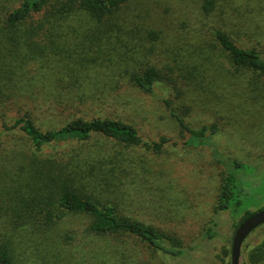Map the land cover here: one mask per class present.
Wrapping results in <instances>:
<instances>
[{
    "label": "rangeland",
    "instance_id": "rangeland-1",
    "mask_svg": "<svg viewBox=\"0 0 264 264\" xmlns=\"http://www.w3.org/2000/svg\"><path fill=\"white\" fill-rule=\"evenodd\" d=\"M204 1L130 0L120 22L100 37L89 20L72 19L71 27L77 31L67 43L60 39L56 43L74 51L73 59L88 57L84 82L91 85L95 100H70L76 92L66 87L72 66L51 53L40 64L50 75L45 80L52 91L39 85L33 95L0 106V124L1 120L11 124L25 111L43 129L59 127L76 115H102L137 125L145 139L167 136L170 140L162 152L96 137L85 145L72 143L77 161L72 167L88 170L100 150L113 158L123 153L132 162L127 169L134 166L136 173L121 175L118 187L88 183V189L114 203L122 214L176 234L183 241V253L173 256L155 250L133 235L118 241L95 238L87 234L85 219L69 217L49 234L5 225L7 235L0 237L13 247L17 264H230L227 250L242 217L264 207V76L231 66L215 30L226 31L243 47L264 51V0H216L209 12ZM8 47L0 49L1 82L10 80L25 56ZM149 65L163 77L174 78L180 93L175 96L165 81L156 83L151 93L127 84L132 71ZM165 99H171L173 110L191 127L217 123V133L204 145H185L187 134L171 117ZM6 139L26 140L20 131ZM226 172L236 175L237 186L229 209L217 210ZM67 229L74 241L59 239ZM263 240L264 226H259L244 241L240 264H253L245 261V254Z\"/></svg>",
    "mask_w": 264,
    "mask_h": 264
},
{
    "label": "trees",
    "instance_id": "trees-1",
    "mask_svg": "<svg viewBox=\"0 0 264 264\" xmlns=\"http://www.w3.org/2000/svg\"><path fill=\"white\" fill-rule=\"evenodd\" d=\"M129 1L13 0L4 4L0 1V49L9 46L25 54L24 59L16 63L10 80L0 81V106L33 95L34 88L39 85L52 91V86L45 80L50 75L46 67L40 64L41 58L51 53L59 54L70 63L68 66H72L68 68L70 81L66 87L76 92L72 91L75 96L70 100L79 98L81 103L93 100V89L84 82L90 68L88 57L81 55L73 59L76 53L70 48L61 47L56 40L67 43L71 33L77 31L71 27L72 19L89 20L99 31L100 37L101 33L111 31L120 22L124 6ZM215 1L205 0V11L212 10ZM215 36L227 61L238 72L253 71L264 76V51L239 45L221 29L215 30ZM31 60L33 64H30ZM71 60L74 62L71 63ZM160 81L172 87L175 96L180 93L176 80L167 75L163 77L154 65L134 70L127 78L129 86L148 93L153 92L155 84ZM164 103L181 132L187 134L185 145H204L217 133V123L191 127L183 114L173 110L171 99H165ZM1 121L0 224L4 225L0 228L3 230L0 236L6 237L4 230L8 227L5 225L10 226L12 223L21 229L28 227L35 233L49 234L67 218L79 217L87 222L85 230L92 237L118 241L122 236L133 235L155 250L173 256L183 253V241L176 234L165 232L153 223L122 214L114 203L101 199L93 189H88V183H104L108 189L120 186L121 175L136 173L134 166L127 169L132 163L130 159L123 153L121 157L118 153L114 158L112 155L105 156L100 150L97 151L99 155L95 158L96 163H89L88 170H75L76 154L70 148L72 143L85 145L96 137L126 147L162 152L170 140L167 136L162 135L158 140L145 139L137 125L121 118L102 115H76L59 127L47 129L37 123L30 111L17 116L11 124ZM17 131L22 132L26 140L21 143L19 139H8L7 142L6 136H13ZM234 163L241 164L237 160ZM236 186V175L226 172L217 195V210L229 209ZM252 213L247 211L241 221ZM4 237H0V264H17L14 249L4 241ZM59 239L74 241L75 235L67 229L59 235ZM229 252L230 249L227 250ZM262 260L264 240L251 251L249 248L245 254L246 262L257 264Z\"/></svg>",
    "mask_w": 264,
    "mask_h": 264
},
{
    "label": "water",
    "instance_id": "water-1",
    "mask_svg": "<svg viewBox=\"0 0 264 264\" xmlns=\"http://www.w3.org/2000/svg\"><path fill=\"white\" fill-rule=\"evenodd\" d=\"M264 224V207L244 218L237 226L231 246L230 264H240L242 246L256 228Z\"/></svg>",
    "mask_w": 264,
    "mask_h": 264
}]
</instances>
